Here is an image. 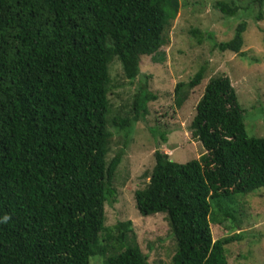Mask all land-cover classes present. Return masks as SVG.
<instances>
[{
	"label": "trees",
	"instance_id": "trees-1",
	"mask_svg": "<svg viewBox=\"0 0 264 264\" xmlns=\"http://www.w3.org/2000/svg\"><path fill=\"white\" fill-rule=\"evenodd\" d=\"M228 1L215 7L231 18L240 13L239 0ZM182 5L0 0V264H90L94 257L104 264H151L135 244L132 222L107 226L104 207L116 202L123 156L119 149L107 161L108 128L122 133L125 144L155 96L144 83L132 115L111 116L109 65L118 61L123 77L136 80L140 58H154L168 43L166 32ZM246 29L239 22L219 42L214 30L204 34L220 52L245 57ZM225 75L208 80L190 123L200 157L179 164L158 146L148 183L134 193L139 214L165 213L176 243L171 264H229L226 247L243 233L213 239L212 227L228 220L238 226L246 216L244 198L264 188V137L247 136L244 111ZM204 76L201 67L176 85L177 106ZM249 254L239 257L248 261Z\"/></svg>",
	"mask_w": 264,
	"mask_h": 264
},
{
	"label": "rangeland",
	"instance_id": "rangeland-1",
	"mask_svg": "<svg viewBox=\"0 0 264 264\" xmlns=\"http://www.w3.org/2000/svg\"><path fill=\"white\" fill-rule=\"evenodd\" d=\"M181 1L185 5L181 6L166 32L168 43L154 58H140V76L136 80L129 82L123 77L118 61L109 65L107 97L111 116L130 117L134 97L144 83H147V91L155 96L147 104L148 114L144 121L132 125L125 144L122 133L108 128L113 138L107 161L119 149H123V156L115 179L116 202L106 203L104 207L107 226L122 221L132 222L135 244L151 264H171L176 243L165 213L139 214L134 193L148 183L154 164L153 153L158 146L170 156L171 161L179 164L198 159L203 153L202 146L191 137L190 123L211 77L224 74L229 77L237 102L244 111L247 136L264 137V0L262 6L257 0L234 2L240 7L238 12L244 15L238 13L231 18L225 17L215 7L216 1L220 0ZM224 1L231 4L228 0ZM259 14L261 19L256 20ZM242 21L247 23L243 33L244 47L241 49L246 53L245 57L220 52L204 34L214 30L217 42L228 40L236 25ZM192 29L202 33L201 37L193 36ZM199 37L200 43L197 41ZM156 58L163 59L158 61ZM201 67L205 69L201 83L189 91L180 107L177 106L176 85L189 81ZM151 130L157 135L153 137ZM160 134H164L165 144ZM244 201L245 218H240L238 226L230 220L221 226L213 224V239L243 233L241 241L226 247V251L229 249V264H264V188L246 196ZM127 243L131 245L130 240ZM247 252L250 253V260L244 261L239 255ZM90 264H104V258L94 257Z\"/></svg>",
	"mask_w": 264,
	"mask_h": 264
},
{
	"label": "clouds",
	"instance_id": "clouds-1",
	"mask_svg": "<svg viewBox=\"0 0 264 264\" xmlns=\"http://www.w3.org/2000/svg\"><path fill=\"white\" fill-rule=\"evenodd\" d=\"M4 219L7 220V217H5Z\"/></svg>",
	"mask_w": 264,
	"mask_h": 264
}]
</instances>
